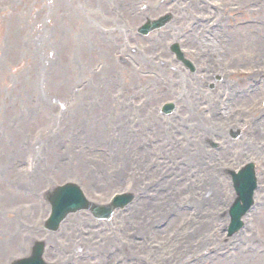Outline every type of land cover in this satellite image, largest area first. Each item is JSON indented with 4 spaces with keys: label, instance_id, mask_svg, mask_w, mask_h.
Instances as JSON below:
<instances>
[{
    "label": "rangeland",
    "instance_id": "rangeland-1",
    "mask_svg": "<svg viewBox=\"0 0 264 264\" xmlns=\"http://www.w3.org/2000/svg\"><path fill=\"white\" fill-rule=\"evenodd\" d=\"M132 1L137 2L131 5V14L140 8L141 4L145 6L154 5L157 9L149 14L136 17L135 20L126 24L123 19L124 15L126 17L124 9L128 8L129 5L126 6L124 4L126 1L124 0H0V13L4 12L6 14V16L2 14L0 16V246L3 244L6 249H10L6 252H0V264H3L6 257H19L25 249L20 244L21 232L17 237L16 243L5 237L9 222L14 229L13 222L20 221V223H16L17 231L20 228V230L25 232H34L43 217V211L38 204V196L42 191L47 190V187L54 184L52 181H42L41 175L26 190L28 194L21 198V191L13 185L17 178L24 173L22 162L25 161L24 158L28 149L35 148L38 150V161L45 166L47 165L48 169H55L56 178H61L63 182H78L85 190H87V186L82 178L86 177V174L84 173L85 168L82 162L87 167H91L92 164L96 165L97 167L91 169L94 178L101 180L100 183L103 185L106 184V182H103L106 178H109V181L106 186L99 189L100 193L92 195L87 190V194L94 201L104 202L112 189L121 186L123 179L128 177V173L131 172L133 167L130 165L129 168H126L127 170L121 168V161L124 156L128 157L125 144L118 138L122 129L137 131L143 123H152V126L159 125V121L153 116L160 119L158 109L165 100L170 99V96L173 95L171 100L174 101L176 97H181L180 95L182 94L185 96V101L188 102L189 97L187 96L192 94L195 85L205 89L211 79H213V75L219 73L222 67L229 62L233 64V69L229 67L233 71L235 69L245 70L251 65L261 64L253 58H247L243 60V63L239 61L238 65H236L235 43L232 38L225 39L226 37L216 40L215 48L217 54L214 58L215 53L212 45H209L207 49L204 48V42L194 41L193 37L189 36L190 34L187 32H191V22L197 24L199 19L205 18H209V23L213 21L216 18L214 16L222 9L221 6H225V8L229 6L232 10L241 6L232 2V0H213L208 7L204 4L202 5L201 0L192 11L185 9L184 13L179 14L171 25H168L169 27L166 28L168 29L167 32L165 30V38L163 37L164 33L149 38V41L152 39L158 43L159 48L146 51V45L144 44L141 47L138 45H125L128 50L132 48L133 55L129 52H119L120 48L125 47L122 43L124 38L127 36L129 39L131 35L132 29L126 26L135 28L146 18L156 17L166 10L173 13L177 12L172 9H166L168 0ZM175 1L180 3L183 0ZM239 2L241 3V1ZM10 6L13 8L6 9V7ZM124 6L126 7L123 9ZM247 6L249 12L256 13L245 14L244 18L254 19L260 25L252 27L261 28L264 31V0L250 1ZM161 9L163 10L161 11ZM117 10L120 12L113 13ZM244 10L248 12L247 9L244 8ZM172 12L170 13L173 15ZM230 14L232 13L227 15L231 17L233 14ZM107 15L112 22L108 21ZM209 23H198L193 29H196L199 25H206L204 28L207 29L206 35L209 36V39L216 38L219 33L216 30H210L211 25ZM92 27L94 28L92 29ZM174 35L177 36L180 43L183 41V44L181 43L180 45L184 51L187 49L190 54H193L188 59L192 62L194 61L195 64H197V61H201L202 58L204 59L200 64L208 67V74L210 72L213 73L211 76H204L201 79V75H198L191 77L185 82H183L184 80H179L182 75L180 73L181 70L173 62V58L170 57L166 49L168 36ZM183 36H188L194 42H189L186 39L187 37L184 40ZM106 43H112L111 51L106 49ZM212 44L214 45V41ZM196 45H198V48L194 50L193 48ZM80 52H82L83 58L79 56ZM134 52H136L135 55ZM143 54L145 55L146 64L141 59ZM131 56L134 59L133 66H140L143 70L147 66V69L152 72L149 76L142 77V83L135 81V79L141 78L138 73L137 75L132 73L133 76L131 74L126 76L122 72V69H126L127 65L130 64L127 58ZM156 60H161V63L156 62ZM169 62L172 63L171 70H167ZM160 64L163 65L156 68ZM118 73H121L124 80L114 85L113 78L115 76L118 77ZM107 77L109 80H104ZM147 78L149 79L147 80ZM50 79L57 80L51 83ZM226 80L238 85L241 89H245L248 84L247 80L242 83L233 76L227 77ZM51 84L56 90L66 92L64 96L57 98L55 102L54 99L56 98L49 88ZM101 84L104 86L106 96L99 100L96 89ZM118 86L126 90L127 94H125L123 99L116 94ZM161 86L164 88L161 89ZM69 91L71 94H81L80 101L83 105L88 99L85 103L86 113L94 116L93 122L103 130H107L109 135L101 138L100 142L90 145L81 139V135L71 138L68 144L64 143L65 138L63 133H61L60 143L63 147L68 148V151L61 149L60 145L56 146L58 160L54 164L48 163L45 155L51 149L50 144L53 142V122L56 121L59 115L60 101L68 99ZM217 92L218 98H221L223 95L222 87ZM163 93L165 96H163ZM208 99L215 101L212 96H209ZM257 99L258 95L255 96L253 101L248 103V106L257 103ZM102 104L107 106V108H104ZM198 109L202 110L204 108L199 104ZM106 110L108 115L107 119L105 118L104 120L103 115ZM69 112L71 115L72 109H69ZM173 116L182 120L187 117V114L185 109L180 108L174 111ZM67 118H64V121ZM230 125L231 122L227 124L228 127H232L233 124ZM93 127H95L94 124ZM222 127L224 128V126ZM222 127L220 130H222ZM82 128H84L83 125L74 123L66 131V134L70 136L71 133ZM186 131L187 129H184L185 133ZM87 132L101 133L96 128L88 129ZM262 132H256V137L252 138L255 143L256 154L251 151L244 152L239 148L241 146L239 142L243 135L230 143L228 153H225V150L220 153L223 149L222 147L220 151L215 152L220 153L221 157H218V155L211 156L208 158L209 161L200 160L199 151L195 150V143L198 145L199 141L197 137H193V140H180L178 142L177 139L179 138L170 133L166 143L168 147L164 151V154H166L165 159L172 160L173 165L174 159L177 158L175 178L173 185L170 186L171 200H179V203L186 201L190 205L195 206V200L190 196L192 194L191 189L193 185L196 188L197 185H203L206 182L208 187L200 190L194 189V191L202 193L199 200L203 202V207L210 209L208 208L211 207L210 204H222L228 194L226 185H229L224 171L221 174L222 169L225 166L235 169L249 160L256 164L259 182H264V133ZM111 136L113 138L106 150L103 151V156L101 151L96 150L105 148V140ZM75 153L79 154L78 157L80 159L75 156ZM237 153L240 159L234 163L232 161L233 156ZM101 160L106 163L107 167L102 164ZM60 164L68 168H77L78 166L79 168L69 170L68 175H64L58 169ZM163 167V165H160V170ZM115 169L119 170V180L117 181L112 177ZM174 170L172 169V171ZM101 171L104 173V177ZM215 171L216 176L219 178L215 177ZM211 175L215 177V183ZM152 180H147V183ZM188 185L189 187H186ZM219 186H223L224 192L221 195H215L213 192L221 189ZM174 188L182 191L177 194L180 198L173 199L171 196ZM259 192L261 193H259L258 198L260 200L263 198V201H257V213L255 211L254 215L249 217V224L252 223V225L247 235L257 239L258 244V246L255 244L253 246L254 251L249 253H254V255H250V264H264V191L261 190ZM162 198H166L164 185L155 183L146 192L143 205L149 213H153L151 204ZM224 205L222 204L219 210ZM146 215L136 217L132 220V224L129 223L128 215L126 217L124 215L120 216V219L116 218L112 223L100 226L94 225V222L85 214L71 217L65 227L69 230L60 233L57 238L59 243L56 247L55 255L58 262L67 264L71 261L70 255L74 254L78 256L75 261L84 262L78 264H92L91 258L82 259L79 257L84 252H90V247L86 246L85 242L88 239L97 242V250H95L94 254L98 259L103 253L113 255L115 253L114 249L118 250V254H115L117 255L115 259L119 261L123 259L120 254L124 253L127 257H130V255L145 256L141 253L147 251V246L151 243L153 236L146 232L144 221L147 220V216L154 217V213ZM207 221L208 219L206 218V223ZM70 222L77 225L72 228L69 226ZM129 224L132 225L131 228H129ZM176 228V224H168L163 241H166L167 238L173 241L178 240L179 234ZM80 229H83L84 235L79 233ZM84 231L87 233L91 232V234L88 233L91 237L89 235L86 237L85 234L87 233ZM244 231H247V228ZM221 235V231L218 230L213 237L216 240L212 238L214 244L223 245V243L227 242L225 237L226 242H221ZM237 244V239L228 243L227 248L230 254H232L231 251ZM218 245H210L207 249ZM27 251L28 248L25 252L27 253ZM168 253L169 250L166 245L152 249L147 257L148 264L150 262L154 263L157 258H161ZM210 256L214 257V255ZM132 262L133 260L127 258L126 264H132ZM247 263L248 259H237V264ZM201 264H218V262L207 259Z\"/></svg>",
    "mask_w": 264,
    "mask_h": 264
},
{
    "label": "bare ground",
    "instance_id": "bare-ground-1",
    "mask_svg": "<svg viewBox=\"0 0 264 264\" xmlns=\"http://www.w3.org/2000/svg\"><path fill=\"white\" fill-rule=\"evenodd\" d=\"M239 1H241L242 4ZM250 1H257V0H232V2H235L238 5H241L240 7L235 8L239 12H245L244 8L245 9H248V6L247 5L250 4ZM249 13H251V12H249ZM251 14H254V13H251ZM255 30H256V32H260L259 29H255ZM238 31L239 30H237L236 32H238ZM239 32H240V34H238V35H240V37H241V36H245L246 34L253 33V29L252 28L240 29ZM248 45L250 47H248V46L247 47L248 48H251V46H253V43L249 42V40H248ZM240 48H242V45H240ZM253 48L256 49V51L254 52V55L253 56H256L257 54L260 53L258 60H263L264 50H263L262 46L261 45H258V44H255V46L252 47V49ZM241 50H243V49H241ZM54 94H55V96H62V95H64V93L62 91H58V90H54ZM196 120H197V117H196ZM73 123H76V118L74 116L71 119L65 120V126L66 127H68L69 125H71ZM92 139L95 140V137L92 136ZM37 161H38V159L36 160V163H37ZM36 168H37V166H36ZM78 168H79V166L77 168H68V167H65L63 164L58 165V169L60 170V173H62L64 175H68L69 170H72V169L74 170V169H78ZM97 184L99 185L98 186L99 189H101V188L104 187L102 183H99L98 182ZM90 185L91 184L88 183L87 184V186H88L87 188H89V190L92 191ZM92 185L94 186L95 183H93ZM170 186H171L170 183H167V187H170ZM94 187H95V190L98 189L96 186H94ZM204 187H208L207 183L204 185ZM204 192H206V191H204ZM221 192L222 191L218 190V191H214L213 193L215 195H220ZM179 193H181V191L178 188H175L174 191H173V194H172L173 199L178 198L177 194H179ZM170 202H171L170 200H167V203H170ZM5 250H6V247L3 244H1V246H0V252H5Z\"/></svg>",
    "mask_w": 264,
    "mask_h": 264
}]
</instances>
